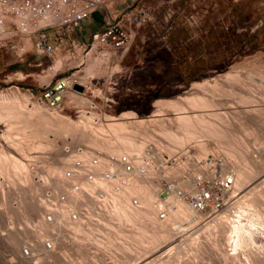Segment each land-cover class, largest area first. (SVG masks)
I'll use <instances>...</instances> for the list:
<instances>
[{"label": "rangeland", "instance_id": "1", "mask_svg": "<svg viewBox=\"0 0 264 264\" xmlns=\"http://www.w3.org/2000/svg\"><path fill=\"white\" fill-rule=\"evenodd\" d=\"M211 1L212 7L207 12L198 8L195 21L179 23L169 31L173 32L175 28H180L172 37L167 36L169 32L166 33L169 39L167 41H173V46L168 43V48L162 45V42L155 34H151L153 22L157 20V16L161 13L160 8H157L154 13L156 16L154 20H150L138 28L131 44L121 56L118 63L110 68L102 63L101 57L95 52L83 55V50L79 46L71 50L68 45H58L53 52L52 58H45L43 55L37 54L27 44L28 49L23 59L16 58L10 50L0 48V95L3 94L11 98L14 94L13 98L17 97L16 100L19 98V101L28 107H32L33 104L44 106L47 109L49 107L48 105L36 101L35 96L38 91L48 81L52 82L56 77L68 71H74L75 74L88 82L89 88L83 94H79L76 99H64L63 109L57 111L64 117L66 116L65 118L68 117V120L72 122L77 121L81 111L95 112L98 114L105 113L114 118H119V114L123 112L133 111L140 119L146 121L153 118L164 120L168 127L175 130L176 125L171 121L178 115L176 111L163 110L160 113L158 112V115H152L153 110L161 107L162 105L159 104L162 103L182 101L190 93H196L198 91L202 93L203 89L193 85V82L210 81L212 78L218 77L217 81L219 83L226 84L224 83V77L220 75L226 72L230 65H238L237 74L240 76V80L236 82H234L235 80L233 82L229 80L227 82L229 85H225V87H229L228 90H231L232 93L227 95L224 92L217 91L213 97L219 100V102H222V104L216 105V107H221H218L217 110L223 113L222 118L225 119L223 123L228 125L231 132H234V137L235 139L237 138L238 148L242 151L249 152L254 158L259 157V149L264 151V0ZM147 3L153 5L154 0H147ZM205 3L208 4V1ZM192 5L198 7V5H201V2L199 0H176L173 4L174 18L176 20L182 18L184 11H191ZM114 7L112 5L109 8L114 11ZM99 14L100 11L98 9L94 10L91 13L92 19H96ZM193 29L198 34L195 33L189 38L188 35L191 31H194ZM79 32L75 35L79 39H83L89 32L88 26L84 25ZM49 60H52L54 64L55 73L43 69ZM38 62L40 63L37 64ZM109 71L113 72L111 79L107 76ZM111 80L115 81L114 85ZM113 86H118L119 88L117 91V100L108 107L106 97H109V91ZM205 93L206 96L207 94L211 96L210 93ZM241 94H251L255 96V100L257 98L258 104L254 101V104H256L253 106L260 107V113L263 111L260 117L257 116L258 113L256 112H249L252 106L238 103L242 97ZM81 98H86L88 103H82ZM223 102L226 104H223ZM70 104H75L77 107L73 109L70 107ZM45 110L43 113L47 114ZM245 112L247 113L245 114ZM185 113H195V111H186ZM244 115L246 116L243 117ZM257 117H259V120ZM6 120L0 117V146H2V150L5 152L12 153L15 157L25 162L29 169V178L24 181L17 180L12 183L0 175V233L5 237L8 231H20L21 235H23L18 245L19 248L26 242L34 243L35 247L39 248L40 240L44 237L37 238L30 231L34 225L32 226L30 224H35L40 215L39 219L42 221L41 219L44 213L51 212L49 205L53 209H56L65 200V208L70 209L71 207H75L76 212H74L75 214L73 216L78 215L81 217V221L83 220L82 222L84 223L83 230H87L88 228L86 231L88 234L86 237L82 238L81 236L77 239V237L64 231L63 238L58 237L57 242L54 241L55 247L53 252L55 253L51 254H54L64 264H167L168 260L169 264H252L251 262L253 264H264V234H258L257 237L259 239L256 238L253 241L259 245H254L253 242L249 243L248 247L246 245L245 248H242V253L241 251L239 252L240 256L238 255L237 258L230 259L231 261L220 258L217 249L211 250L210 253L206 247L202 251L200 249L197 250L199 254L193 250H186L185 252L184 249V252H182L184 254L178 255L177 253L179 252L172 253V255L169 254L172 259H168V254L165 255L166 253L162 251L163 248H167L173 244H180L179 242H183L182 246L186 244V242L181 241L185 238V234L182 235L181 232L180 234L177 231H169L165 236V238L167 237L164 239L165 242L161 241L160 243H163H159L160 245L157 244L155 248H151L152 251L141 252V249H139L140 246H136L135 243L133 244L134 246L132 244L130 245L131 249L133 247V250L130 251L119 250V248H115V245V247L109 245V248L105 244L107 240V237L104 238L105 234L97 232L96 228H98L99 223L97 225V218H95L97 215L93 211L94 208L97 211L103 209L99 208V205L104 207L103 203L105 202L103 197L100 199V197H97V192L94 191V195L83 194L81 196L82 199L68 200V194L60 188L61 183H59L60 185H58V182L55 183L57 179L52 174L50 175L49 171L60 168L65 169V171L72 169L74 164L72 156L80 153L82 150H87L89 153L95 155H105L108 152L110 144L104 142V140L93 142V139L88 135L89 133L83 134L79 131H61L55 125L51 126L52 124L42 117L41 112L40 115L37 114L33 117L31 116V118L29 117L27 119L28 122L26 120L27 123L24 121V124H30L27 126L29 129L27 131L30 133V129L33 127L31 130H38L39 136L32 138L30 143L28 139H25V141L21 140L19 150V147L14 148V146H11V142L9 143L7 141L9 139L6 138L5 140L2 136V133L6 129ZM124 120L133 121L134 119L126 118ZM144 127L145 130L151 131V134H155L151 130L153 126L147 124ZM143 130L139 128L137 132L140 131L142 133L141 135L146 136L147 134L143 133ZM154 137L158 138L156 135H153ZM43 141L44 143L51 142V146L37 148L39 147V143ZM213 141H208L209 148L212 149L214 147L215 150H212L216 151L215 159L217 158L216 167H214L215 176H213L220 178V164L223 161V169L228 171V173L233 171L230 161L226 160V162L222 160L223 153L221 150L223 147H226L225 145H227L228 140L225 139L223 140L224 142L215 141L216 143ZM221 144L223 145L222 148H217V145L221 146ZM188 149H190V154L194 152L193 147L185 146V150ZM216 149H220L219 153H217L218 150ZM182 154V151H177L169 156L166 152L162 151V159H164L162 164L168 168L178 166L187 159V156ZM258 164L255 172L257 173L255 175L256 177L254 176L255 178L251 179L249 181L250 184L247 183L248 186L246 185L247 187L245 186L246 188L244 187L242 191L246 192L258 184L260 186L264 185V183H260V181L264 180V163L262 166ZM163 168L164 166L158 169V171ZM183 172L186 173L184 174ZM75 173V180H80L84 176L78 169L75 170ZM190 173L191 169L188 166L176 172L170 179L180 180L184 178L185 180ZM154 178L157 179L158 177L154 176ZM156 179H154V182L156 184V191H158L161 179ZM203 179L206 181L209 179L208 181H211L209 185L213 190L214 196L219 200L220 206L215 213L226 209L233 200L239 197L240 194H243L242 191L238 190L235 192V196L232 192V187L227 186L223 189L222 184L219 181L216 182V178L205 177ZM257 179L259 182L256 181ZM259 185L257 188L260 187ZM239 192L241 193L239 194ZM98 198L101 201L97 200ZM28 202L34 206L33 209H28L29 215L26 212L27 210L23 211V206L28 205ZM88 208L89 210H86ZM30 211L32 212L30 213ZM40 211L41 214L39 215ZM22 213L31 222L29 225L24 223ZM93 213L95 215H91ZM90 215L93 217L91 218ZM204 215L208 216L207 214ZM86 220L88 224H86ZM94 224L97 226H94ZM23 237L24 239H22ZM99 238L105 242L100 245L97 244L95 239ZM119 240L121 242L123 241L122 238H119ZM118 241L116 242L117 245L119 244ZM18 246L15 248L4 240V238L0 239V264H29L22 260L27 258L20 256ZM257 246L260 247L257 248ZM135 247H139V251H136L138 249ZM226 249H228L227 246ZM41 252L46 251H40L38 253ZM30 262V264H39L35 263L37 262L36 259Z\"/></svg>", "mask_w": 264, "mask_h": 264}, {"label": "bare ground", "instance_id": "2", "mask_svg": "<svg viewBox=\"0 0 264 264\" xmlns=\"http://www.w3.org/2000/svg\"><path fill=\"white\" fill-rule=\"evenodd\" d=\"M237 69L238 65L232 64L226 72L220 75L224 77L223 79L226 81H224V83L226 84L219 83L217 81L218 77H214L210 81L205 80L207 82H193V85L203 89L202 93H199V91L190 93L184 97L182 101L178 102H167L162 104L158 102V104L162 106L154 109L152 115H158V112L160 113L163 110L176 111L178 115L171 121L176 125L175 130L168 127L164 120L153 118L146 121L140 119L133 111L123 112L119 114V118H114L105 113L98 114L95 112L81 111L79 119L72 122L67 119L68 117L65 118L66 116L64 117L58 113L54 108L48 107L53 109L49 110L44 106L33 104L32 107H28L24 103H21L19 98L18 100H16L17 97L13 98L14 94L11 98H9L10 96L8 97L2 94L0 95V117L7 119L6 129L2 133V136L5 140L8 138L9 140L7 141L9 143L11 142V146H14V148L20 146L21 140L25 141V139H28L30 143L32 138L39 136V131L37 129V131H32V127L29 133L27 131V126L30 124L27 125L24 123L29 117L31 118V116L33 117L37 114L40 115L42 112V117L45 118L47 122L51 123V126L55 125L61 131H79L83 134L89 133L88 135L93 139V142L104 140V142L110 144L108 152L105 155L91 154L87 150H82L80 153L74 154L72 156L74 169H70L71 176L69 177H65L66 171L63 168L49 171V174H52V176L58 180H56L55 183L58 182V185L61 183L60 188L65 190L68 194V200H78L83 194H93L94 191L97 192V197H100V199L103 197L105 203H102L104 207L98 204L99 208L103 209L101 211H97L96 208L92 209L97 215L95 217L97 218V225L99 223L98 226L95 224L94 226L98 227H95L97 232L106 235H104V238L107 237L105 244L108 246L115 245L116 247H114L119 248V250L130 251L133 250V247L131 249L130 245L135 243L136 246H140V248H135L141 249V252H146L148 250L152 251L151 248H155L157 244L160 245L163 243L160 242L167 238H165V236L169 231H177L179 233L181 232L182 235L185 234V238L181 241L186 242V244L182 246L183 242H179L180 244H173L167 248H163L162 251L166 253L165 255L168 254V259H172V253L179 252L177 253L178 255L184 254L182 253L184 249L185 252L186 250H193L197 253V250L200 249V251H202L205 247L209 249L210 253L211 250L217 249L220 258L224 260L235 259L238 255L240 256L239 252L242 248H245L246 245L248 247L249 243L258 238V234H264V185L260 186L258 184L260 186L259 188H257L258 185H255L246 192L242 191L246 185L248 186V184H250L249 181L256 177L255 175L257 173L255 172L257 164L259 163L262 166L264 163V151H261L257 146L260 153L258 151L259 157L254 158L249 152L242 151L238 148L237 138L235 139L234 132H231L228 125L223 123V120H225L222 118L223 113L217 110L220 106L216 107V105L222 104V102H219V100L213 97L217 91L224 92L227 95L232 93L231 90H228L229 87H225V85H229L227 83L229 80L232 82L234 80V82L240 80ZM79 80L82 82V78H79ZM204 90L210 93L211 96H209V94L206 96ZM254 97L255 96L251 94H243L238 103L252 106L249 112H256L258 113L257 116L260 117L263 111L260 113L261 108L253 106L256 104H254V101L257 102V98L255 100ZM80 100L82 103H88L86 98H81ZM223 104L226 103L223 102ZM39 109L43 110L40 111ZM44 110L48 115L43 113ZM186 111H195V113H185ZM246 113L247 112H245V114ZM245 116L246 115L243 117ZM259 117H257V119ZM126 118H132L134 120H124ZM43 121L45 122V120ZM147 124L153 126L151 130L155 134H151V131L145 130L144 126ZM139 128L144 129L143 133L147 135H141V130L137 132ZM153 135L158 136V138L154 137V139ZM225 139L228 140L227 145H225L226 147L222 148L223 145L221 144V146L217 145V148H222V160L230 161L233 171L230 173L225 171L222 167L223 161V163L220 164L221 171L219 176L221 177H214V167H216L217 163V158L215 159L216 151L212 150L214 147L212 149L209 148L208 141L215 140L222 142ZM50 144L51 142L44 143L43 141L39 143V147L37 148H44ZM185 146L193 147L194 152L190 154V149L185 150ZM2 149V146H0V175L8 182L12 183L17 180H27L29 178L27 164L15 157L12 153L9 154ZM220 149H216L218 150L217 153H219ZM162 151L166 152L169 156L177 151H182V153L187 156V159L185 162L180 163L181 165L179 164L178 166L168 168L162 164L164 161V159H162ZM122 156L126 158L127 163L130 165V170H126L124 165L119 162ZM163 166L164 168L158 171V169ZM188 166H190L191 173L187 175V179L184 180V178H182L177 181V185L181 186L183 189H188L193 192L192 185L194 179L208 177L212 179L216 178V182L219 181L223 189L228 186L233 188L232 192L234 194L238 190L242 191L243 194L239 192L240 196L233 200L226 209L216 213L214 212L211 215L207 214L208 216L193 210L185 200L177 196L173 191H169L164 198L158 197L156 184L154 182L156 178H154V176L158 177L156 180H158L159 177L170 179L176 172ZM77 169L84 174L80 180H75L74 178L76 174L75 170ZM183 173L185 174L186 172ZM259 177L261 176L259 175ZM256 181H258V179ZM260 183H264V180L260 181ZM97 200H99V198ZM164 203H168L167 214L165 218L158 219L155 216V211L157 208L163 207ZM27 204L28 205L23 206V211L27 210L26 212L28 214V209H33L34 206L33 204L30 205L29 202ZM57 207L56 209L58 210L53 209V207L49 205V209L51 210L50 213L53 216L52 223L44 222L43 218L45 213L42 216V221H40L39 217L41 216V211L39 212L40 216H38V220L35 224L31 223L28 217L22 213L23 220L25 221L24 223L26 225L30 223V225H34L32 227L33 229L31 228L30 231L37 238L49 237L53 243L54 241L57 242V239H59L58 237L63 238L64 231L77 237V239L81 236L82 238L86 237L88 228L87 230H83L84 223L82 222L83 220L81 221V217L78 215L73 216V214H75L74 212H76L75 207L66 209L65 200ZM86 210H89V208ZM31 212L32 211H30V213ZM94 213L91 215H95ZM91 215L90 217L92 218L93 216ZM91 218L89 219L91 220ZM87 220L85 221L87 222L86 224H88ZM86 224L85 226L87 227ZM6 234L7 235L4 237L0 233V239L4 238V240L16 248L23 234L21 235V232L17 230L8 231ZM119 238H122L123 241H118ZM22 239H24V237ZM117 241L119 243L118 245L116 244ZM95 242L100 245L105 241L99 238L95 239ZM257 244L254 243V245ZM262 245L260 246L262 247ZM226 246L228 249H226ZM260 246H257V248ZM17 248H19V246ZM139 249L136 251H139ZM51 253L55 252H53V250L41 253L35 252L29 258L22 260L29 264L33 259H36L37 262L35 263L39 264H64ZM251 263L253 264V262ZM167 264H169V260Z\"/></svg>", "mask_w": 264, "mask_h": 264}, {"label": "built area", "instance_id": "3", "mask_svg": "<svg viewBox=\"0 0 264 264\" xmlns=\"http://www.w3.org/2000/svg\"><path fill=\"white\" fill-rule=\"evenodd\" d=\"M176 0H154L153 5L147 0H0V48L10 50L18 59H23L27 52V44L34 51L45 58H52L54 50L58 45H68L71 50L79 43L70 32L78 29L84 18L94 10L100 11V27L91 31L89 39L81 48L83 55L95 52L101 57L102 63L106 67L116 65L132 42L138 28L156 17L155 10L160 8V15L153 22L151 34H155L168 48L166 33L179 23L191 22L195 19L198 8L207 12L212 7L211 0H199L201 5H192L191 11H184L182 18H174L173 4ZM208 1V4L205 2ZM115 6L114 11L110 6ZM197 8V9H196ZM205 31V29H203ZM194 33H189V38ZM38 62L37 64H39ZM55 73L52 60H49L44 68ZM109 70V69H108ZM109 71L107 76L111 79ZM74 71H68L52 82L48 81L35 96L36 101L44 103L56 110H62L64 99H76L79 94H83L89 88L88 82ZM113 79V78H112ZM113 85L115 81H112ZM74 85L80 88L74 87ZM118 86H113L109 91L107 106L117 100ZM73 109L77 107L70 104ZM119 162L126 170H130V165L125 157H121ZM71 176V171L66 170L65 177ZM200 177L194 179L192 191L185 190L177 185L174 179L160 177L161 184L157 193L160 197L173 191L177 196L185 200L189 206L198 212L211 215L219 208V200L214 196L209 182ZM168 203L159 207L155 211L158 219L165 218ZM44 222L52 223L53 216L46 212ZM39 248L34 243L26 242L19 248L20 256L29 258L35 252L50 251L54 248V243L49 237L40 240Z\"/></svg>", "mask_w": 264, "mask_h": 264}, {"label": "crops", "instance_id": "4", "mask_svg": "<svg viewBox=\"0 0 264 264\" xmlns=\"http://www.w3.org/2000/svg\"><path fill=\"white\" fill-rule=\"evenodd\" d=\"M193 21H195V19H194ZM100 24H101V23H100L99 16H98L96 19H92V16H91V13H90L89 16H87L86 18H84V19L82 20L80 27H79L78 29L74 30V31H71L69 35H70V36H73V37L75 38V40L79 43L80 47L82 48V47L86 44V42L88 41L90 32L93 31V30H95V29H97V28H99V27H100ZM84 25L88 26V28H89V32H88V34H87L83 39H79L75 34H76L77 32H79L80 30H82V28L84 27ZM200 26H202V24H200ZM178 29H180V28H178ZM178 29L175 28V30H173V32H172V31L169 32V34H168L167 36H171V37H172V35H173L174 33H176V32L179 31ZM182 29H183V28H182ZM193 30H194V29H193ZM192 32H193L194 34L197 33L195 30L192 31ZM79 33H80V32H79ZM197 34H198V33H197ZM167 36H166V41L169 40V39L167 38ZM167 43H170V45L173 46V41H172V40L167 41ZM171 43H172V44H171Z\"/></svg>", "mask_w": 264, "mask_h": 264}, {"label": "water", "instance_id": "5", "mask_svg": "<svg viewBox=\"0 0 264 264\" xmlns=\"http://www.w3.org/2000/svg\"><path fill=\"white\" fill-rule=\"evenodd\" d=\"M74 87L80 88V87H79V86H77V85H74Z\"/></svg>", "mask_w": 264, "mask_h": 264}]
</instances>
